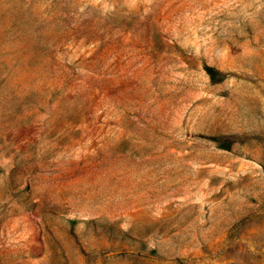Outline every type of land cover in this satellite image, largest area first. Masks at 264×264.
<instances>
[{"label": "rangeland", "instance_id": "obj_1", "mask_svg": "<svg viewBox=\"0 0 264 264\" xmlns=\"http://www.w3.org/2000/svg\"><path fill=\"white\" fill-rule=\"evenodd\" d=\"M0 264H264V0H0Z\"/></svg>", "mask_w": 264, "mask_h": 264}]
</instances>
